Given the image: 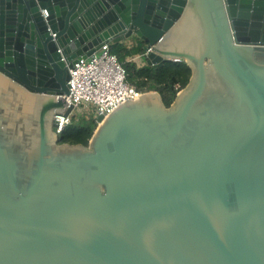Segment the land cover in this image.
I'll use <instances>...</instances> for the list:
<instances>
[{
    "label": "water",
    "instance_id": "water-1",
    "mask_svg": "<svg viewBox=\"0 0 264 264\" xmlns=\"http://www.w3.org/2000/svg\"><path fill=\"white\" fill-rule=\"evenodd\" d=\"M104 43L189 82L59 143ZM0 264H264V0H0Z\"/></svg>",
    "mask_w": 264,
    "mask_h": 264
},
{
    "label": "built area",
    "instance_id": "built-area-1",
    "mask_svg": "<svg viewBox=\"0 0 264 264\" xmlns=\"http://www.w3.org/2000/svg\"><path fill=\"white\" fill-rule=\"evenodd\" d=\"M142 54L133 56L131 60L142 61ZM126 76L125 68L117 56L110 52L109 43H104L98 51L86 58H78L68 68V93L61 95L67 102L66 107L73 108L68 115L55 116L56 134L59 135L70 122L73 110L78 105L91 103L96 107L97 116L105 118L126 99H137L142 93L126 81Z\"/></svg>",
    "mask_w": 264,
    "mask_h": 264
},
{
    "label": "trees",
    "instance_id": "trees-1",
    "mask_svg": "<svg viewBox=\"0 0 264 264\" xmlns=\"http://www.w3.org/2000/svg\"><path fill=\"white\" fill-rule=\"evenodd\" d=\"M116 46L132 57L142 53L139 45L130 47L125 44H117ZM113 54L125 68L126 81L133 84L141 93L158 92L166 107L170 106L177 93L187 85L191 76V68L184 61L166 60L157 66H148L143 61L141 64H137L135 61H124L116 53ZM96 127L97 123L94 118L76 119L73 115L70 122L58 135V142L87 146Z\"/></svg>",
    "mask_w": 264,
    "mask_h": 264
},
{
    "label": "rangeland",
    "instance_id": "rangeland-1",
    "mask_svg": "<svg viewBox=\"0 0 264 264\" xmlns=\"http://www.w3.org/2000/svg\"><path fill=\"white\" fill-rule=\"evenodd\" d=\"M110 47H112V50H110V52L116 53L120 57V59H124V61H135L137 64L142 63L140 59L131 60L132 55L124 53L116 45H111ZM72 115H74L76 119L92 117L96 121V107L91 103H83L74 108Z\"/></svg>",
    "mask_w": 264,
    "mask_h": 264
},
{
    "label": "crops",
    "instance_id": "crops-1",
    "mask_svg": "<svg viewBox=\"0 0 264 264\" xmlns=\"http://www.w3.org/2000/svg\"><path fill=\"white\" fill-rule=\"evenodd\" d=\"M137 55V54H136Z\"/></svg>",
    "mask_w": 264,
    "mask_h": 264
}]
</instances>
